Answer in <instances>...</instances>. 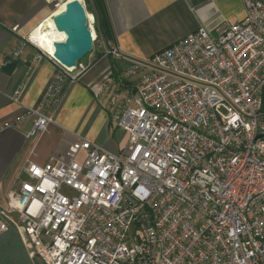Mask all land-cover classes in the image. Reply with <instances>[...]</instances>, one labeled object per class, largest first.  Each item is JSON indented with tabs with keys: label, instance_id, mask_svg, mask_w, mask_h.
Returning <instances> with one entry per match:
<instances>
[{
	"label": "built area",
	"instance_id": "1",
	"mask_svg": "<svg viewBox=\"0 0 264 264\" xmlns=\"http://www.w3.org/2000/svg\"><path fill=\"white\" fill-rule=\"evenodd\" d=\"M243 4L237 23L201 27L119 82L108 75L101 93L127 145L110 152L78 136L64 158L30 163L0 209V234L15 228L43 264H264V0ZM27 45L39 49L30 34L12 58ZM39 51L60 75L28 108L27 138L48 130L46 108L87 70Z\"/></svg>",
	"mask_w": 264,
	"mask_h": 264
},
{
	"label": "crops",
	"instance_id": "2",
	"mask_svg": "<svg viewBox=\"0 0 264 264\" xmlns=\"http://www.w3.org/2000/svg\"><path fill=\"white\" fill-rule=\"evenodd\" d=\"M56 1L0 0V209L7 206L10 193L20 188L30 163L45 165L52 157L64 158L78 136L110 152L122 149L120 129L111 124L105 107L108 93H101L103 80L112 73L111 58L119 76L113 78L119 82L135 63L152 58L199 28L215 33L245 15L243 0H104L114 35L112 49L119 55L102 41L97 52L104 55L94 62L96 54L87 71L67 84L57 109L46 108L55 115V122L42 135L27 138L36 117L25 116L26 112L41 107L59 69L31 45L22 48L11 74L2 72V67L15 62L11 53L58 9L53 12ZM61 1L58 7L69 0ZM20 86L24 89L17 103L13 95ZM15 246L21 264H43L28 257L15 228L0 234V264H9Z\"/></svg>",
	"mask_w": 264,
	"mask_h": 264
},
{
	"label": "water",
	"instance_id": "3",
	"mask_svg": "<svg viewBox=\"0 0 264 264\" xmlns=\"http://www.w3.org/2000/svg\"><path fill=\"white\" fill-rule=\"evenodd\" d=\"M58 31L65 33L64 41L54 43V58L66 68H76L94 49L93 33L88 26V17L84 4L73 0L66 8L53 17ZM16 62H8L2 67V72L11 74Z\"/></svg>",
	"mask_w": 264,
	"mask_h": 264
},
{
	"label": "trees",
	"instance_id": "4",
	"mask_svg": "<svg viewBox=\"0 0 264 264\" xmlns=\"http://www.w3.org/2000/svg\"><path fill=\"white\" fill-rule=\"evenodd\" d=\"M85 2L88 5L90 12L95 16V19H96L95 29H96L97 37L102 38L106 42L107 47L110 48V50H113L111 43L114 40V35H113V30H112V27L110 24V20H109L108 15H107L104 0H85ZM95 52L97 54V58L94 60V62L96 60L100 59L104 55L103 52H97L96 48H95ZM17 59H15V62L18 64L19 60H17ZM83 60L80 63H83ZM111 67H112L111 76L114 77L115 79L119 78L117 70H116V66H115V61L113 58H111ZM67 84H69V80H67L64 84V93L67 90ZM124 84L126 85L129 83L125 80ZM261 117L264 119V90H263V107L261 110ZM111 124H113V123L111 122ZM8 231H6V232H8ZM13 250H15L14 251V258L12 257V259H10L9 264H21L22 258L20 255H18V251H17L18 248L15 246ZM2 253L3 252L0 251V260H1V254Z\"/></svg>",
	"mask_w": 264,
	"mask_h": 264
},
{
	"label": "bare ground",
	"instance_id": "5",
	"mask_svg": "<svg viewBox=\"0 0 264 264\" xmlns=\"http://www.w3.org/2000/svg\"><path fill=\"white\" fill-rule=\"evenodd\" d=\"M73 1L69 0L68 2ZM82 2V0H79ZM65 4H62L58 7V9L48 18L46 19L40 26H38L31 33V40L35 43V45L48 55L53 56L55 53L54 43L58 41H64L66 38L65 33L60 32L56 29L55 23L53 20L54 15L60 13L66 8Z\"/></svg>",
	"mask_w": 264,
	"mask_h": 264
},
{
	"label": "rangeland",
	"instance_id": "6",
	"mask_svg": "<svg viewBox=\"0 0 264 264\" xmlns=\"http://www.w3.org/2000/svg\"><path fill=\"white\" fill-rule=\"evenodd\" d=\"M62 1L61 0H58V1H56L53 5H52V9H53V12L58 8V5L61 3ZM82 3L84 4V6H85V9H86V12H87V14L88 15H93L91 12H90V10H89V8H88V5L86 4V2H85V0H82ZM95 21H96V19H95ZM95 32H96V30H95ZM97 34V33H96ZM95 35L93 34V37H94ZM102 41H104L102 38H97V40L94 42V49H93V51L83 60V63H84V65L87 67L86 69H88V66H90V65H92V61H93V59L95 58V56H96V52H95V48H96V50H99V48H100V46H101V44H102ZM34 49H36V50H38L39 51V49H37V48H34ZM40 52V51H39ZM87 71V70H86ZM80 73L79 72H74L72 75H75V76H77V75H79ZM79 77H81V75H79ZM79 77H78V79H79ZM101 96V95H100ZM120 133H121V142H120V144H119V146H121L122 148H124L126 145H127V143H128V140H129V136H128V134L127 133H125L124 131H122V130H118ZM82 162V161H81ZM27 180V177H25L24 179H23V181H26ZM3 208H8V204H7V206H5V207H3Z\"/></svg>",
	"mask_w": 264,
	"mask_h": 264
}]
</instances>
